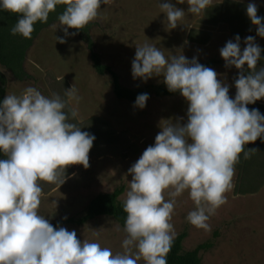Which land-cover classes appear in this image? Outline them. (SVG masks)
<instances>
[{"label": "clouds", "instance_id": "obj_1", "mask_svg": "<svg viewBox=\"0 0 264 264\" xmlns=\"http://www.w3.org/2000/svg\"><path fill=\"white\" fill-rule=\"evenodd\" d=\"M112 0H0V10L20 15L11 28L12 35L30 39L37 22L47 23L57 5L65 4L58 16L68 29H83L98 17L101 4ZM189 5L188 12L200 15L212 0H177ZM166 14L167 26L177 28L185 11L171 0L159 3ZM255 3L247 5V16L264 38V17L258 16ZM56 39H58L56 37ZM60 43L66 40L59 38ZM229 40L220 49L226 67L240 70L235 80L236 94L218 73L183 54L166 56L152 44L137 46L132 61L133 78L145 82L163 76L170 92H179L188 102L187 123L161 126L155 143L148 146L129 168L130 190L123 202L126 220L122 253H113L97 242L79 240L75 230L53 227L38 214L43 188L38 181L59 184L66 180L70 165L87 169L89 153L96 137L69 122L79 102L75 85L65 89L66 99L58 94L45 96L29 86L17 96L7 94L0 101V264H167L176 232L171 223L176 197L188 191L195 204L188 222L210 231L208 221L227 203L225 193L233 187L235 165L258 152L247 148L264 139V114L250 109L264 98V67L257 68L264 51L253 36ZM245 66H247L245 68ZM247 73V74H245ZM149 94L137 96L135 107L143 109ZM67 109V111H66ZM166 196L168 198H166ZM135 249V253H133Z\"/></svg>", "mask_w": 264, "mask_h": 264}, {"label": "rangeland", "instance_id": "obj_2", "mask_svg": "<svg viewBox=\"0 0 264 264\" xmlns=\"http://www.w3.org/2000/svg\"><path fill=\"white\" fill-rule=\"evenodd\" d=\"M224 2L255 3L264 7V0H212L209 8ZM159 3L160 0H112L109 4H101L98 17L89 24L95 51L102 63L112 68L125 88L137 90L161 85L163 76L145 82L132 75L137 46L152 44L166 56L183 54L189 60L196 57L200 64H209L208 67L219 74L218 79L230 86L229 95L234 98L237 91L235 80L240 70L234 66L226 67L220 55V49L229 40L235 42L228 25H210L205 21V11L194 15L188 12L187 2L179 4L177 0H171L185 11V16L177 28L170 29ZM64 27L60 22H53L34 40L23 65L24 80L16 79L0 66V73L7 81L5 97L7 94L19 96L32 86L45 96L58 94L67 100L65 89L75 85L80 99L78 103L69 101L68 108H76L78 116L73 119L69 112V122L96 137L87 169L82 165L68 166L65 183L61 186L38 181L43 188L38 214L51 224L81 217L92 199L120 188L124 189L120 197L124 202L132 180L129 168L148 146L154 145L161 126L170 121L187 123L188 109V102L182 95L156 97L151 94L143 109L135 107V103L118 100L110 78L100 77L94 71L86 44L78 36H65ZM190 35L195 41L207 40V43L191 42ZM246 37L241 38L242 50L246 47ZM59 38L65 39L66 43H60ZM254 38L260 47L264 45V38ZM257 105L264 106V98L248 106ZM237 180L238 172L235 171L233 187L225 193L227 203L220 206L208 221L210 231L188 222L189 212L196 207L188 191L175 198L171 223L176 237L187 233L184 251L213 243V247L201 255L203 264H264V185L255 194L237 195ZM64 227L75 230L81 242H97L102 247H109L114 254L124 251L122 244L127 234L111 217H100L81 227ZM138 264H145V261L141 259Z\"/></svg>", "mask_w": 264, "mask_h": 264}, {"label": "trees", "instance_id": "obj_3", "mask_svg": "<svg viewBox=\"0 0 264 264\" xmlns=\"http://www.w3.org/2000/svg\"><path fill=\"white\" fill-rule=\"evenodd\" d=\"M65 7V4L57 5L56 11L50 13L47 23L37 22L34 25L35 31L32 33L30 39L24 38L19 34H11V28L22 18L20 15L0 10V66L10 71L16 79L20 81L24 80L26 73L23 70V65L26 59V53L44 29L49 27L53 22H59L58 16L64 11ZM257 15L264 17V7H258ZM204 17L205 21L210 25H216L218 23L227 24L233 37L237 35L240 38L244 36L259 37L256 26L251 23V20L247 16V5L224 2L221 5L208 8L205 11ZM91 27L88 24L80 30L73 28H69V30L71 33H77L74 36H78L86 44L90 52L93 69L97 75L100 77L108 76L110 78L113 93L118 100L135 103L137 96L143 93L153 94L156 97H176L181 95L179 92H170L165 83L137 90L123 87L117 74L111 67L102 63L100 55L95 51V43L90 35ZM189 40L200 44L207 43V40L195 41L192 35L189 36ZM261 48L264 49V46ZM261 56L262 60L258 62L257 68L264 67V51H262ZM204 66L208 67L209 64H204ZM6 88V78L0 73V101L5 97ZM248 107L250 109H259L264 114V106L257 105ZM247 148H256L258 152L251 155L249 159H244L243 153H241L240 161L235 165V170L238 172L235 189L237 195L255 194L264 185V139H257L256 142L249 143L246 145ZM6 158L7 156L0 152V159ZM123 193L124 189L120 188L111 194L98 195L90 201L81 217L58 220L52 226L54 228L67 225L81 227L100 217H111L124 228L126 213L123 211V201L120 200ZM186 238V232L181 233L175 238L173 246L167 255V264H203L201 255L209 251L213 247V243L207 242L198 246L193 251H184L183 243Z\"/></svg>", "mask_w": 264, "mask_h": 264}, {"label": "crops", "instance_id": "obj_4", "mask_svg": "<svg viewBox=\"0 0 264 264\" xmlns=\"http://www.w3.org/2000/svg\"><path fill=\"white\" fill-rule=\"evenodd\" d=\"M264 46V45H263ZM262 47V46H261ZM233 80V79H232ZM236 171V170H235Z\"/></svg>", "mask_w": 264, "mask_h": 264}]
</instances>
